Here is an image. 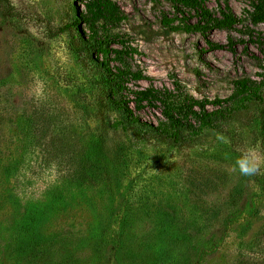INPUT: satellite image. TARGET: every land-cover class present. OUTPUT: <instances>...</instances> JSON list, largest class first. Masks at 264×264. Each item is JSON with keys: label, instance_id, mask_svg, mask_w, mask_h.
<instances>
[{"label": "rangeland", "instance_id": "obj_1", "mask_svg": "<svg viewBox=\"0 0 264 264\" xmlns=\"http://www.w3.org/2000/svg\"><path fill=\"white\" fill-rule=\"evenodd\" d=\"M86 1L0 0V264H106L102 231L121 236L122 264L264 261V174L229 171L240 149L264 150V89L262 102L177 143L115 104L147 87L225 99L234 81L262 79L264 24L248 19L253 0H206L240 22L205 34L174 30L182 15L167 0H113L124 19L95 36L77 23ZM101 62L129 73L125 88L112 90ZM134 113L147 124L161 118L152 106Z\"/></svg>", "mask_w": 264, "mask_h": 264}, {"label": "trees", "instance_id": "obj_2", "mask_svg": "<svg viewBox=\"0 0 264 264\" xmlns=\"http://www.w3.org/2000/svg\"><path fill=\"white\" fill-rule=\"evenodd\" d=\"M177 15L180 24L174 27V30L185 32H200L205 34L213 29L231 30L240 22L239 18L231 12L228 5L219 7L218 14L212 13L206 7V0H167ZM251 11H248V19L252 25L264 24V0H253ZM185 13H189L194 20H185ZM124 19V13L113 0H87L85 9L79 12L77 23L83 22L92 36L97 34V27L115 28ZM171 20L162 17V24L170 26ZM231 41V40H230ZM208 45L214 49L224 48L222 44L207 41ZM98 48L103 54L111 52L109 45L104 42H98ZM119 53L118 51H114ZM119 56V54H118ZM121 58V57H120ZM104 70L106 83L111 84L112 90L125 88L123 83L128 72L120 67H116V73H113L105 63H100ZM260 80H252L247 77L234 81L232 93L225 99H215L213 101L197 100L189 95L173 93L172 91H160L153 87L139 88L131 91L132 99L126 101L118 100L116 105L122 109L128 120L138 125L149 133H152L164 140L177 143L182 138V132H187L190 136H196L205 129L213 128L215 121L229 118L236 112L246 108L247 104L252 101H263L262 90L264 89V65ZM135 78H142L140 75ZM159 103L160 106L157 104ZM135 111L140 112L145 107H156L160 109L161 118L156 125L147 124L140 121L135 115ZM212 105V109L206 106ZM261 131L264 143V117L261 118ZM104 231L99 236L101 247L108 246L106 264H122L120 254L123 249L122 238L117 234L113 239H106ZM163 230L157 231L156 236L160 237ZM261 240V239H260ZM260 240L257 245L261 242ZM107 249V248H106ZM159 260V259H157ZM155 264V263H154ZM248 264H264V261Z\"/></svg>", "mask_w": 264, "mask_h": 264}, {"label": "clouds", "instance_id": "obj_3", "mask_svg": "<svg viewBox=\"0 0 264 264\" xmlns=\"http://www.w3.org/2000/svg\"><path fill=\"white\" fill-rule=\"evenodd\" d=\"M253 72H259V68H253ZM259 79V77H253ZM38 92L42 91L43 84L38 81ZM216 139L224 144H230L231 141L223 134H216ZM264 150L259 145H248L240 149V154L230 165L229 171L243 177H251L258 174H264Z\"/></svg>", "mask_w": 264, "mask_h": 264}]
</instances>
